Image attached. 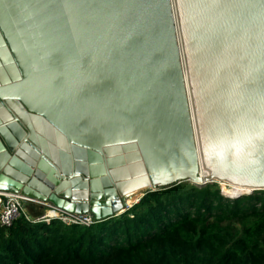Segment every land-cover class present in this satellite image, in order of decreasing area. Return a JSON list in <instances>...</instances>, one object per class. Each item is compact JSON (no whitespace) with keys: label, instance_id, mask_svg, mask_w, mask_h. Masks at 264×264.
<instances>
[{"label":"water","instance_id":"obj_1","mask_svg":"<svg viewBox=\"0 0 264 264\" xmlns=\"http://www.w3.org/2000/svg\"><path fill=\"white\" fill-rule=\"evenodd\" d=\"M180 182L264 190V0H0V190L94 224Z\"/></svg>","mask_w":264,"mask_h":264},{"label":"trees","instance_id":"obj_2","mask_svg":"<svg viewBox=\"0 0 264 264\" xmlns=\"http://www.w3.org/2000/svg\"><path fill=\"white\" fill-rule=\"evenodd\" d=\"M0 264H264V190L180 182L90 226L20 217L0 226Z\"/></svg>","mask_w":264,"mask_h":264},{"label":"built area","instance_id":"obj_3","mask_svg":"<svg viewBox=\"0 0 264 264\" xmlns=\"http://www.w3.org/2000/svg\"><path fill=\"white\" fill-rule=\"evenodd\" d=\"M27 203H36L38 205L47 207L48 212L38 217L29 218L26 215L25 210V205ZM20 217H24L29 222H49L50 220L55 219L61 221L64 224H79L85 226H90L93 224V220L88 214L77 215L73 213H67L55 208L51 204L27 198L20 193L0 190V226H10L14 220Z\"/></svg>","mask_w":264,"mask_h":264},{"label":"rangeland","instance_id":"obj_4","mask_svg":"<svg viewBox=\"0 0 264 264\" xmlns=\"http://www.w3.org/2000/svg\"><path fill=\"white\" fill-rule=\"evenodd\" d=\"M220 188H222V186H220ZM139 195H142V192ZM136 200H137V198L133 197L131 202H134ZM25 210H26V215L29 218L38 217V216H41V215L45 214L46 212H48L47 207H44L42 205H38L36 203H27L25 205Z\"/></svg>","mask_w":264,"mask_h":264},{"label":"bare ground","instance_id":"obj_5","mask_svg":"<svg viewBox=\"0 0 264 264\" xmlns=\"http://www.w3.org/2000/svg\"><path fill=\"white\" fill-rule=\"evenodd\" d=\"M205 175L204 174H202L201 175V178H203ZM221 186H222V190H223V192H225L226 194H233L235 191H238L239 189L238 188H236V187H229V186H226L225 184H221ZM129 201V200H128ZM127 201V202H128ZM137 201V200H136ZM132 203V202H131ZM130 203V204H131ZM129 204V205H130Z\"/></svg>","mask_w":264,"mask_h":264},{"label":"clouds","instance_id":"obj_6","mask_svg":"<svg viewBox=\"0 0 264 264\" xmlns=\"http://www.w3.org/2000/svg\"><path fill=\"white\" fill-rule=\"evenodd\" d=\"M55 220V219H54ZM50 222V221H49Z\"/></svg>","mask_w":264,"mask_h":264}]
</instances>
